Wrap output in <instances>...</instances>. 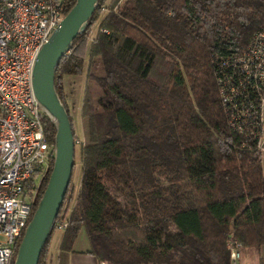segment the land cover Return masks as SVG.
<instances>
[{"label":"trees","instance_id":"16d2710c","mask_svg":"<svg viewBox=\"0 0 264 264\" xmlns=\"http://www.w3.org/2000/svg\"><path fill=\"white\" fill-rule=\"evenodd\" d=\"M263 21L264 0H98L55 72L81 163L59 210V257L81 228L108 264H234L230 232L242 247L264 244V151L241 147L215 81L218 61ZM67 74L85 77L77 143ZM42 125L53 143L46 114ZM54 230L37 264L49 263Z\"/></svg>","mask_w":264,"mask_h":264},{"label":"built area","instance_id":"2783aa9c","mask_svg":"<svg viewBox=\"0 0 264 264\" xmlns=\"http://www.w3.org/2000/svg\"><path fill=\"white\" fill-rule=\"evenodd\" d=\"M68 1L0 0V264L13 262L52 167L53 143L44 134L31 77L37 51ZM215 81L241 147L264 151V21L244 49L218 61ZM67 210L58 213L55 229L67 226ZM226 248L233 261L240 257L242 244L232 232Z\"/></svg>","mask_w":264,"mask_h":264},{"label":"water","instance_id":"95a60500","mask_svg":"<svg viewBox=\"0 0 264 264\" xmlns=\"http://www.w3.org/2000/svg\"><path fill=\"white\" fill-rule=\"evenodd\" d=\"M98 0H75L59 25L39 47L32 68V87L44 113L55 125L53 163L43 192L17 245L12 264H37L54 227L72 177L75 140L69 113L55 86L56 67L88 24Z\"/></svg>","mask_w":264,"mask_h":264},{"label":"crops","instance_id":"0c3cea01","mask_svg":"<svg viewBox=\"0 0 264 264\" xmlns=\"http://www.w3.org/2000/svg\"><path fill=\"white\" fill-rule=\"evenodd\" d=\"M65 76L63 79V93L69 107L71 97L69 94L65 93ZM61 237L62 230L57 229L56 235L52 234L51 236L48 248V264H59L60 260L66 262V264H101L103 262L99 261L94 254L86 251L89 247V240L84 228L80 229L75 238L72 247L73 249L66 251L64 255L59 257ZM261 256H264V244L243 246L241 248V255L234 261V264H258Z\"/></svg>","mask_w":264,"mask_h":264},{"label":"rangeland","instance_id":"374dc122","mask_svg":"<svg viewBox=\"0 0 264 264\" xmlns=\"http://www.w3.org/2000/svg\"><path fill=\"white\" fill-rule=\"evenodd\" d=\"M94 31L95 30H93V32ZM84 78H85L84 74H67L65 76V88H66L65 93L69 94V96L71 97L69 101L70 103L69 107H70V114L73 116V123H74L75 131L77 134L76 143L82 137L79 110L81 106V99H82V93H83V87H84ZM75 148H76V145H75ZM75 160H76V163L73 168L72 181H71L72 186H73V190H72L73 198L77 192V188L79 186L80 177H81V163L78 160L77 153H75ZM53 235H56V230H54Z\"/></svg>","mask_w":264,"mask_h":264}]
</instances>
